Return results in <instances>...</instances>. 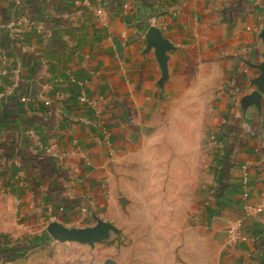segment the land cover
I'll return each mask as SVG.
<instances>
[{"label":"crops","instance_id":"crops-1","mask_svg":"<svg viewBox=\"0 0 264 264\" xmlns=\"http://www.w3.org/2000/svg\"><path fill=\"white\" fill-rule=\"evenodd\" d=\"M20 15L33 28L6 52L17 60L16 83L33 97L15 112L18 146H5L8 131L0 146L3 235L13 221L35 225L57 207L38 193L45 183L30 168V156L48 148L65 170L68 198L79 203L78 212L51 222L85 228L63 222L79 221L85 200L105 203L110 164L144 146L162 105L198 80L213 102L220 95L226 102L219 130L224 161L232 162L230 212L264 229V210L250 209L264 197V0H0L2 36L13 35L9 24ZM153 17L169 45L165 62L147 38Z\"/></svg>","mask_w":264,"mask_h":264},{"label":"rangeland","instance_id":"rangeland-1","mask_svg":"<svg viewBox=\"0 0 264 264\" xmlns=\"http://www.w3.org/2000/svg\"><path fill=\"white\" fill-rule=\"evenodd\" d=\"M9 28L11 37L0 33V110L6 106L1 103L3 95L17 97L20 103L33 97L29 85L16 83L17 60L6 52L8 42L14 46L33 25L23 35L14 26ZM223 96L213 102L212 90L202 80L186 87L162 105L148 142L110 164L105 203L95 208L85 200L79 221L63 222L90 229L100 223L103 231L98 239L48 234L49 222L63 221L66 213L79 211V203L70 208L59 204L39 217L38 224L13 221L9 236L3 235L5 224L0 220V238L5 237L9 246L25 244L39 234L42 239L24 255L0 264H107V260L114 264H264L260 244L264 229L257 227L253 217L247 222L237 219L229 208L234 192L228 183L220 189L225 164L219 130L225 117ZM7 125L0 114V146ZM64 177H60L62 195L68 197Z\"/></svg>","mask_w":264,"mask_h":264},{"label":"trees","instance_id":"trees-1","mask_svg":"<svg viewBox=\"0 0 264 264\" xmlns=\"http://www.w3.org/2000/svg\"><path fill=\"white\" fill-rule=\"evenodd\" d=\"M24 92V90L22 91ZM12 99V100H10ZM6 106H5V112L2 116L5 119V122L8 124L5 126L6 130L8 131L9 135L5 136L4 144L5 146H18L17 141V135H16V116L15 112H17L21 105L20 100L17 97H10L8 96L6 99ZM14 114V115H13ZM35 122L37 119H34ZM6 131V133H7ZM9 155V154H8ZM29 161L31 162L30 168L38 169V173L40 174V177L45 183V188H40L38 190L39 194H42L43 196L49 195V200L55 204L54 206H59V204H63L66 207L70 208L72 206H75L78 204V200L74 198V200H69L68 197H64L63 191L64 186L63 182L60 181V177L65 176V173L61 171V168H59L54 161H52V158L46 154L45 152L41 151L35 154V156H30ZM231 161V160H230ZM7 163V158L6 162ZM232 162H225L223 169L219 176L220 181V189L222 190L227 185L226 175L228 172L229 165H231ZM6 169L5 165H2V171ZM31 187L32 189H37V185L35 181L31 180ZM220 195V194H219ZM3 237V236H0ZM42 239L41 237H34L32 240L28 241L25 244H19L17 246H9L7 244V241L5 237L3 239L0 238V261H5L9 259H14L16 257L24 255V253L29 250L30 248H33L35 246H38L41 244Z\"/></svg>","mask_w":264,"mask_h":264},{"label":"water","instance_id":"water-1","mask_svg":"<svg viewBox=\"0 0 264 264\" xmlns=\"http://www.w3.org/2000/svg\"><path fill=\"white\" fill-rule=\"evenodd\" d=\"M147 38L150 46H153L156 51V56L162 62H165L164 50L169 48L166 40L161 36L160 31L157 27L151 26L147 33ZM264 67V66H263ZM262 85L260 89H264V75L261 78ZM98 223L93 229L90 228H67L62 226L58 222H50L47 225V231L54 238L62 239H78L84 241H90L98 239L102 234L103 227ZM107 264H114L113 260H107Z\"/></svg>","mask_w":264,"mask_h":264},{"label":"built area","instance_id":"built-area-1","mask_svg":"<svg viewBox=\"0 0 264 264\" xmlns=\"http://www.w3.org/2000/svg\"><path fill=\"white\" fill-rule=\"evenodd\" d=\"M96 12H97V14L99 15V16H102L103 15V9H102V7L100 6V7H98L97 9H96ZM151 24L152 25H154V26H158V25H160V23H159V21H158V19L156 18V17H153L152 19H151ZM33 24H32V21L28 18V17H26L25 15H20V16H18V17H16L10 24H9V26L10 27H15L16 28V30L18 29V31L23 35L31 26H32ZM80 100H85V97H80ZM45 153L46 154H48L49 156L51 155H53V153H54V149L53 148H48V149H46L45 150ZM250 209H252L254 212H261V211H263L264 210V197H262L261 199H260V201L257 203V204H255V205H253V206H251L250 207ZM238 221H240V220H238Z\"/></svg>","mask_w":264,"mask_h":264}]
</instances>
